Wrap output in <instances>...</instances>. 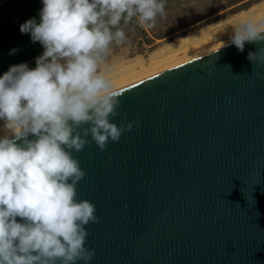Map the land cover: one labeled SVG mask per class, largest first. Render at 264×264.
<instances>
[{
  "label": "water",
  "instance_id": "95a60500",
  "mask_svg": "<svg viewBox=\"0 0 264 264\" xmlns=\"http://www.w3.org/2000/svg\"><path fill=\"white\" fill-rule=\"evenodd\" d=\"M230 37L113 85L133 127L72 150L89 264H264V40Z\"/></svg>",
  "mask_w": 264,
  "mask_h": 264
},
{
  "label": "clouds",
  "instance_id": "9594fccd",
  "mask_svg": "<svg viewBox=\"0 0 264 264\" xmlns=\"http://www.w3.org/2000/svg\"><path fill=\"white\" fill-rule=\"evenodd\" d=\"M163 12V0H42L39 22L20 25L43 52L34 68L12 65L0 76V121L10 133L0 136V264H89L94 257L85 225L99 218L94 204L77 199L85 172L72 150L81 151L89 135L106 150L133 127L110 122L122 102L99 72L101 54L125 39L121 21L152 27ZM230 39L243 51L264 32L246 24Z\"/></svg>",
  "mask_w": 264,
  "mask_h": 264
},
{
  "label": "rangeland",
  "instance_id": "374dc122",
  "mask_svg": "<svg viewBox=\"0 0 264 264\" xmlns=\"http://www.w3.org/2000/svg\"><path fill=\"white\" fill-rule=\"evenodd\" d=\"M6 1L0 0V5ZM163 3L164 12L156 16L152 27H141L136 18L128 23L121 21L125 39L119 44L113 42L108 51L101 54L99 72L106 80L108 77L110 82L121 79L131 71L148 66L151 60L159 61L173 52L174 57L182 56L186 53V44L202 47L206 45L203 39L211 38L214 33L234 34L231 33L234 24L237 27L252 16L261 14V19L253 26L264 23V0H163ZM181 44L184 47H179ZM37 57L32 65L27 64L29 68L36 66ZM6 133L8 130L0 121V136Z\"/></svg>",
  "mask_w": 264,
  "mask_h": 264
},
{
  "label": "trees",
  "instance_id": "16d2710c",
  "mask_svg": "<svg viewBox=\"0 0 264 264\" xmlns=\"http://www.w3.org/2000/svg\"><path fill=\"white\" fill-rule=\"evenodd\" d=\"M42 0H8L0 5V76L9 67L21 63L32 65L43 48L33 43L28 33L22 34L20 25L29 19L39 22Z\"/></svg>",
  "mask_w": 264,
  "mask_h": 264
},
{
  "label": "bare ground",
  "instance_id": "6f19581e",
  "mask_svg": "<svg viewBox=\"0 0 264 264\" xmlns=\"http://www.w3.org/2000/svg\"><path fill=\"white\" fill-rule=\"evenodd\" d=\"M255 14V13H254ZM233 17V16H232ZM235 17V16H234ZM239 18V17H238ZM244 18V17H243ZM241 19V18H240ZM245 19H247V18H245ZM261 19V14H260V16L258 15H256V16H252L251 17V19L249 20V21H245V22H241V23H239L238 25H237V27H235V24H234V28L232 29V31L233 30H237V29H239L242 25H246V24H249V23H251V25H253V23L254 22H256V21H258V20H260ZM240 21V20H239ZM238 21V22H239ZM264 21V20H263ZM236 23V22H235ZM259 23V22H258ZM260 24H262V23H260ZM231 25V24H230ZM255 26H257V25H255ZM222 30V29H221ZM217 31V30H216ZM219 31V30H218ZM231 31V33H234V32H232ZM224 32H217L216 34L214 33V35L210 38V37H208V38H206V36H205V38L206 39H203L204 40V42H206V45H204V46H200V47H198V45L196 44H194V45H192L191 43H188V44H186V46H185V49H186V53L184 54V55H186V54H189V53H191V52H193V51H196V50H198V49H201V48H203V47H205V46H208V45H210V44H213V43H215V42H218V41H220V40H222V39H225V38H227V37H230V36H232L233 34H229L230 32H227L226 31V33H224V35H222ZM210 36V35H209ZM223 36V37H222ZM222 37V38H221ZM193 39V38H192ZM196 39V38H195ZM202 39V38H201ZM183 44H181V45H179V47H184V46H182ZM177 48V47H176ZM184 49V48H183ZM172 51V50H171ZM174 51V50H173ZM183 53V52H182ZM174 55H175V53L173 52V53H170V54H167V56L166 57H163V58H160L159 59V61H153V60H151L150 62H149V64H148V66H145V67H142L141 69H139L138 71H131L132 73H130V71H129V75L128 76H125V77H123V78H121V79H118V80H114V81H111L110 83H111V85L113 86V85H115V84H117V83H120V82H122V81H124V80H126V79H129V78H131V77H133V76H136V75H138V74H140V73H143V72H145V71H147V70H150V69H152V68H155V67H157V66H159V65H162V64H164V63H167V62H169V61H172V60H174V59H177V58H179V57H181V56H177V57H174ZM177 55V54H176ZM181 55V54H180ZM184 55H182V56H184ZM128 72V71H127ZM120 75V74H119ZM108 80H109V77H108ZM3 132V131H2ZM7 134H9V132L8 133H6V134H4V135H7ZM4 135H1V136H4Z\"/></svg>",
  "mask_w": 264,
  "mask_h": 264
}]
</instances>
